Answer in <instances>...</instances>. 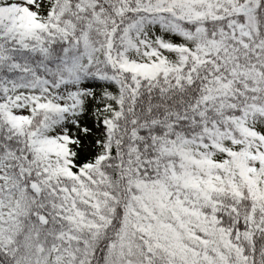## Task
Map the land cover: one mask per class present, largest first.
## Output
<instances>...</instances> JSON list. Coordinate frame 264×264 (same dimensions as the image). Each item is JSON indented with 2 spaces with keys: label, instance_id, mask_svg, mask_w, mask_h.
Wrapping results in <instances>:
<instances>
[{
  "label": "snow or ice",
  "instance_id": "obj_1",
  "mask_svg": "<svg viewBox=\"0 0 264 264\" xmlns=\"http://www.w3.org/2000/svg\"><path fill=\"white\" fill-rule=\"evenodd\" d=\"M0 264H264V0H0Z\"/></svg>",
  "mask_w": 264,
  "mask_h": 264
}]
</instances>
